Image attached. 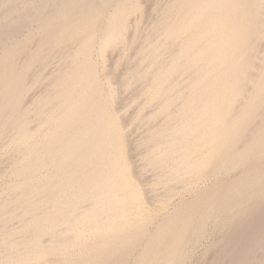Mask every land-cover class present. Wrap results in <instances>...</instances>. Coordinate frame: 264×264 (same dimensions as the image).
Here are the masks:
<instances>
[{"label":"bare ground","instance_id":"1","mask_svg":"<svg viewBox=\"0 0 264 264\" xmlns=\"http://www.w3.org/2000/svg\"><path fill=\"white\" fill-rule=\"evenodd\" d=\"M165 3L159 4L162 11L156 5L159 16L151 32L145 28L148 33L143 29L141 36L138 18L131 19L140 11L137 0L0 1V141L6 139L8 155L12 151L4 154L12 156L7 165L13 175L0 193V264H125L144 240L134 264H175L185 243L182 234L167 233L166 220L150 232L153 214L142 210L149 193L135 190V177L143 184L141 176L153 171L151 180L168 197L193 187L206 168L220 173L243 165L252 151L264 158V0ZM22 30L27 33L19 39ZM139 36L142 44L137 42L140 47L132 52L134 63L138 59L144 66H132L133 72L120 74L119 80L113 66L109 74L116 75L117 86L110 75L104 86L93 50L104 58L110 48L130 49ZM54 58L60 67L44 76ZM30 79L34 86L43 83L32 98L26 97ZM135 82L148 84L146 100L155 99L158 112L168 113L165 121L171 118L158 126L157 118L152 127L149 122L158 112L142 110L146 101L138 105L142 109L133 103L138 110L133 108L131 119L150 125L137 139V148L145 146L137 173L128 159L133 150L125 149L131 144L126 123L110 105L121 88L129 91ZM252 179L261 182L264 167L250 168L223 189L241 193ZM156 196L150 198L160 200ZM262 213L240 226L239 238L224 246L212 264H229L236 257L238 264H264V208ZM73 251L75 259L68 256Z\"/></svg>","mask_w":264,"mask_h":264},{"label":"rangeland","instance_id":"2","mask_svg":"<svg viewBox=\"0 0 264 264\" xmlns=\"http://www.w3.org/2000/svg\"><path fill=\"white\" fill-rule=\"evenodd\" d=\"M0 1H2V0H0ZM138 1V3H139V6H140V8H139V12L138 13H134V14H132L131 16H133V18L131 17V19L132 20H134V19H136V18H138L137 20H138V32H137V30H136V34L138 33V35H141V36H143V34L145 35V34H147L148 33V31H150L151 32V29H149L151 26H152V23L154 22V20L159 16L158 14L160 13V11L159 10H157V8L159 7V9L162 11V9L164 8V6H165V2H168V1H166V0H137ZM149 1V2H148ZM161 1V2H160ZM142 2V3H141ZM154 2V3H153ZM160 2V3H159ZM156 3V4H155ZM158 3V4H157ZM163 4L164 3V6L162 7L161 5H159V4ZM145 4V5H144ZM148 4V5H147ZM154 4H155V6H154ZM153 5V6H152ZM158 7H157V6ZM144 6V7H143ZM147 8H146V7ZM155 7V9H156V11L154 10V8H151V7ZM160 6H161V8H160ZM144 9H143V8ZM157 7V8H156ZM146 8V9H145ZM148 8L150 9V11L148 10ZM1 9V8H0ZM155 11H153V10ZM146 10H148V11H146ZM152 10V11H151ZM109 11H111V8H110V10ZM144 11H146V12H144ZM157 11H158V14H157ZM153 12V13H152ZM150 13H152L151 15H150ZM154 13H156V14H154ZM145 14V15H144ZM154 14V15H153ZM149 15V16H148ZM158 15V16H157ZM155 16V18H153ZM150 17V18H149ZM146 18V19H145ZM152 18V19H151ZM130 19V24H131V22H132V24H133V22L134 21H132ZM145 21H144V20ZM154 19V20H153ZM147 20V21H146ZM153 21V22H152ZM152 22V23H151ZM149 23V24H148ZM151 23V24H150ZM131 24V25H132ZM149 25V26H148ZM33 27H35V25H33ZM149 29L148 31L146 30V29ZM152 28V27H151ZM145 31H144V30ZM142 30H143V34H142ZM141 31V32H140ZM24 32V33H23ZM25 32L27 33V30H22L21 31V33H20V35H19V39H21V37L23 36V34H25ZM130 32H132V29L130 30ZM149 32V33H150ZM23 33V34H22ZM140 33V34H139ZM25 36V35H24ZM23 36V37H24ZM137 36V35H136ZM152 36H155L154 34L152 35ZM137 38V37H136ZM140 38V39H139ZM137 39H139V40H134L133 42H132V47H131V45H129L130 47V49H127L128 48V46H125V47H121V48H119V47H115V48H110L108 51H107V55L106 56H104V58H102V57H100V55L98 56V53H97V51H95V49L93 50V53L95 54H93L92 53V55H93V58H94V56L96 57V58H94L95 60H96V62H97V67H98V72H99V77H101V80L100 81H102V84L104 85V86H106L109 82V79H110V77H109V75L111 76L112 75V73L111 74H109L110 73V71H112V69L114 68L113 66H115V68H116V70H115V68H114V71H116V74H119V75H115V76H111V81H110V83L111 84H113V86H117V81L119 80L118 78H121L120 76L122 75H126L127 73H129V72H133V70H135L136 68H135V66H137V65H140V67H142L141 65H143L144 66V64H141L139 61H138V59H137V61H136V59H135V63H134V56L136 55L135 53H136V51L139 49L137 46H139L140 47V45L138 44L139 42H141L142 41V39H143V37H138ZM151 39H153V41H155V38L153 37H151ZM136 42V43H135ZM138 42V43H137ZM33 44V43H32ZM138 44V45H137ZM141 44H142V42H141ZM170 45H173L172 43H170ZM133 46H135V48L137 47L138 49L136 50L135 48L133 49ZM175 46V45H174ZM174 46H173V48H172V46H170V49L172 48V49H174ZM169 47V46H168ZM122 48H124V49H122ZM133 49V50H132ZM116 50H119V51H116ZM129 50H131V51H129ZM134 50H136L135 52H132V51H134ZM96 52V53H95ZM115 52V53H114ZM126 52V53H125ZM132 52V53H131ZM129 54V55H128ZM132 54V55H131ZM109 55V56H108ZM126 55H128V56H126ZM134 55V56H133ZM108 56V57H107ZM117 57V58H114V57ZM126 56V57H125ZM133 58H132V57ZM113 58V59H111V58ZM131 58V59H130ZM116 59V60H115ZM56 60V61H55ZM58 59H55L54 58V61H51V62H53V63H50L49 65L51 66L52 64V68L50 69V68H48V67H50L49 65H48V67H46V68H44L45 70H43L42 71V74L44 75V72L48 75L49 73L50 74H53V71H55L58 67H60V64H61V62L58 60ZM109 60V61H108ZM115 60V61H114ZM123 60H125L126 62H124ZM132 60H133V63L134 64H132ZM141 60V59H140ZM107 61V62H106ZM112 61V62H111ZM143 61V60H142ZM141 61V62H142ZM55 62H58V65H56L57 63H55ZM106 62V63H105ZM118 64V65H115L116 63ZM99 63V64H98ZM125 63V64H124ZM144 63H146V61H144ZM106 64H108V65H106ZM55 65V66H54ZM122 65V66H121ZM128 65V66H127ZM127 66V67H126ZM130 66V67H129ZM133 66V67H132ZM107 67V68H106ZM111 67V68H110ZM117 67H118V69H117ZM131 67H132V69L133 70H131ZM56 68V69H55ZM122 68V69H121ZM129 68H130V70H129ZM103 69V70H102ZM58 70V69H57ZM56 70V71H57ZM118 70V71H117ZM120 70V71H119ZM125 70H127L126 72H125ZM48 71H50V72H48ZM55 71V72H56ZM108 71V72H107ZM48 72V73H47ZM54 72V73H55ZM106 72V73H105ZM118 72V73H117ZM125 74H124V73ZM123 73V74H122ZM44 75V76H47V75ZM115 73H113V75H114ZM121 74V75H120ZM130 74V73H129ZM106 75H108V76H106ZM113 77H115L116 79H118V80H115V78H113ZM107 78V79H106ZM104 80V81H103ZM107 80V81H106ZM116 82H115V81ZM181 80V79H180ZM29 81H31L30 83H29V87H30V84L33 86H31L30 87V89H27V93H26V97H35V94H36V96L38 95L37 94V91L41 88L42 89V87H43V83L42 84H39V86H34V84L35 83H33L32 82V80L30 79ZM106 82H108V83H106ZM184 82V81H183ZM182 81H181V85L182 84H185V83H183ZM116 83V85H114ZM136 83V84H135ZM134 83V86H132L133 88H135V89H133V88H129L128 90L129 91H127V88H121V91L119 90V93L121 94V96L119 95V97H117L116 98V100L114 101V100H112L111 101V103H110V105H112V104H114V105H112V106H115V108H116V110H117V112L119 113V115L120 114H122L121 116L123 117V120L125 121V123H126V125H124L125 126V132L126 133H128L129 134V137H128V134H126V137H127V144H129V142L131 143V144H129L130 146H128V145H126L125 146V149H127V148H130V150L129 149H127V150H129L128 151V153L131 151V149L133 150L132 151V153L133 152H136V156H135V153H134V155L132 154V153H130L129 155H130V158L128 157V159H132V161L131 160H129V161H131L132 163H133V165H134V167L133 168H135V170H137L136 171V173L138 172V170L140 169V167L139 166H142L143 167V161H142V157H143V154H144V152H145V146H143V145H140V147L138 146V148L136 147V145H138L139 144V140H137V139H140V137H139V135H141V134H143V132L145 131V129L147 128V127H149L150 125L148 124V123H144V121H136L137 123H135V121L134 120H132L133 119V117H134V115H132V113L134 114L138 109H142V107H140V106H143L144 104H147L146 105V107H145V109H142V110H144L146 113H148V111L150 110V112L149 113H154L155 111L156 112H158V110L159 109H161V108H159L157 105H159V103H157L156 101H155V99L154 100H152V99H149V98H147V100H146V96H147V94L145 93L146 92V88H147V86H148V84H145V85H140L141 83H138V82H135ZM141 86H139V85ZM42 85V86H41ZM137 85V86H136ZM41 86V87H40ZM139 86V88H137L136 89V87H138ZM146 88H145V87ZM28 87V88H29ZM182 87H183V85H182ZM37 88H38V90H37ZM186 88V87H185ZM185 88H183V90H186ZM37 91H36V90ZM122 89H124V90H122ZM133 89V90H132ZM140 89H142V90H140ZM134 90H136L135 92H134ZM40 91V90H39ZM39 91H38V93H39ZM126 91V92H125ZM133 91V92H132ZM144 91V92H143ZM133 94H132V93ZM118 93V94H119ZM131 93V94H130ZM34 94V95H33ZM129 94V95H128ZM30 95V96H29ZM126 95H128L127 97H124V96H126ZM134 95V98L133 97H131V96H133ZM125 98H123V97ZM25 97V99L27 100V99H31V98H26ZM118 98H120V99H118ZM123 98V99H122ZM141 98V99H140ZM145 98V99H144ZM118 99V100H117ZM121 99L122 100H127L126 102L124 101V102H122L121 101ZM26 100H24V101H26ZM33 99H31V100H28V102H31ZM128 100H131V102L130 101H128ZM136 100V101H135ZM141 100L143 101V102H141ZM149 100V101H148ZM117 101H119V102H117ZM135 101V102H134ZM139 102V104H138V102ZM144 101H146L145 103H144ZM150 101H152V102H150ZM128 102L130 103V104H128ZM124 103V108H129L128 106H130V108L132 109H128V110H126V109H124V108H122L123 106H122V104ZM125 103L126 104H128V105H125ZM133 103H135V104H137V106L138 105H140V106H135ZM144 103V104H143ZM149 103V104H148ZM152 103V104H151ZM133 104V105H132ZM141 104H143V105H141ZM153 105V106H152ZM155 105V106H154ZM119 106V107H118ZM121 106V107H120ZM127 106V107H126ZM148 106V107H147ZM138 109H137V108ZM150 107V108H149ZM120 110H119V109ZM122 108V109H121ZM136 110H134V109ZM146 108H149V110L147 109L146 110ZM156 108V109H155ZM125 111H127V112H125ZM153 109V110H152ZM155 109V110H154ZM135 112H134V111ZM143 111V112H144ZM131 112V113H130ZM156 112L154 113V114H156ZM163 111H161V112H158L157 113V116L154 118V120L153 121H151V122H149L150 124H151V126L152 127H155L156 126V124H155V120L157 119V118H159V119H157L156 120V123H157V126L159 125V124H161V122L162 123H164V122H170V121H168L169 119H171L170 118V116L169 115H167V121H165L166 120V115H165V113L167 112H164V113H162ZM161 113V114H160ZM126 114V115H125ZM127 114H128V116H130V117H128V118H130L131 119V117H132V123L130 122V119L128 120L127 119ZM130 114V115H129ZM166 114H168V113H166ZM161 115V116H160ZM168 117H169V119H168ZM158 121V122H157ZM139 122V123H138ZM154 122V123H153ZM144 123V124H143ZM135 124H137V126L135 125ZM146 124H147V126H146ZM154 124V125H153ZM133 125V126H132ZM139 125V126H138ZM143 125V126H142ZM136 126V127H135ZM141 126V127H140ZM135 127V128H134ZM133 128V129H132ZM139 128V129H138ZM137 129V130H136ZM132 130V131H131ZM138 130H139V132H138ZM143 130V131H142ZM141 131V132H140ZM2 132V130H0V133ZM139 133H141V134H139ZM138 134V135H137ZM1 135V134H0ZM131 135V136H130ZM135 135V136H134ZM137 140V142L135 143V141L134 140ZM4 139H2V141H0L1 143H0V145H1V147L3 148V146H4V144L5 143H3L4 141H3ZM264 140V139H263ZM6 142V141H5ZM3 143V144H2ZM133 144V145H132ZM132 145V146H131ZM4 147H6V148H4V149H0V154H4V153H6L7 154V156L9 157V155H11L12 154V151H11V153L8 155V153L7 152H10V150L8 149V147L5 145ZM127 147V148H126ZM133 147V148H132ZM142 148H144V149H142ZM134 149H136V151L134 150ZM5 150V151H4ZM126 150V151H127ZM142 150V151H141ZM7 151V152H6ZM138 153V154H137ZM131 154H132V157H131ZM256 152L255 151H252V152H250L247 156H248V160H247V162L245 163V164H243V165H240V166H235V167H233V166H231V167H229L227 170H225L224 172H218L217 173V171H214V170H211L212 168L211 167H209V168H206V170L204 171V177L203 178H201V179H197V180H195L194 182H193V187H191V188H186V189H178V190H174V192H172L173 194L172 195H169L168 197L166 196H162L161 195V193L163 192V188H160L159 186L160 185H158V187H157V185L155 186L154 185V183H155V181H153V179L155 178V176H154V172L153 171H149V169L147 170L148 172H146V170L144 169V170H140V171H142V172H140L139 171V173L141 174H143V171H145L146 172V174L144 173V175L143 176H141V179H142V181L144 180V182H143V184H140L136 179H137V177H135L134 179L135 180H133V186H134V188H135V190H137V191H140V192H142L143 191V188H144V190H145V192H147V193H149V194H147L148 195V197L150 198V196H152L151 198H157V193H158V198L161 200V201H163V205L161 204V201L160 200H157V201H154L153 199H151L150 198V200L148 201V199H147V201L149 202V204H146V203H148L146 200H144L143 202H142V210L144 211V212H146V213H149V214H151V212H152V216H153V218H151L150 220V222H149V230H150V232H152L153 233V231L154 230H156L158 227H159V225L160 224H163L164 222H169L170 223V225H168V228L167 229H169V231L167 232V233H170V235H171V233H172V235H179V234H182L181 236H182V240L183 241H185V243L182 245V247H181V250H180V253H179V256H178V259H176V262H175V264H212V260L213 259H215L216 257H218L220 254H221V252H222V249L224 248V246H226L227 244H229V243H233L235 240H237L238 238H239V236L238 235H240V229H242L243 228V225H246V224H248V223H251V222H253V221H255L257 218L259 219L260 218V216H261V214H263L262 213V209L264 208L263 206H264V179H262L261 180V182H259V181H256V180H254V179H252L251 180V183H250V185L245 189V190H243L241 193H235L234 192V194H232V193H230V194H228V193H226L225 192V190L223 189L224 188V186L226 185V184H230V183H232V182H234L238 177H240V175H242L244 172H246L247 170H249L250 168H252V167H264V158H257L256 157ZM5 155V154H4ZM4 155H2V157L4 156ZM128 155V156H129ZM6 155L3 157V158H1V160L2 159H5L6 157H7ZM135 156V157H134ZM141 156V159L139 158ZM6 158V161L4 160H2L3 162H1L0 161V167H4V168H2L3 170H6V168H7V170L6 171H4V173L5 172H7V173H5V175H3L4 173H2L3 172V170L1 171V168H0V173H2L1 175H2V177H0V193H2V192H5L4 190H6V184H8L9 183V181H11L12 179H13V175H12V173L10 172V170L8 169V167L10 166V164H8V161H10V158L12 159V156L10 157V158ZM253 157V158H252ZM135 158V159H134ZM135 160V161H134ZM142 161V162H141ZM249 161V162H248ZM1 163H2V165L4 164V166H2L1 165ZM135 163V164H134ZM139 163V164H138ZM7 165V167H6V165ZM142 164V165H141ZM139 167V169H138V167ZM245 166V167H244ZM141 167V168H142ZM143 169V168H142ZM211 171H212V173H211ZM215 172V173H214ZM10 173V174H9ZM141 174V175H142ZM149 174V175H148ZM150 174H153L152 176L150 175ZM0 175V176H1ZM138 175V174H137ZM218 175V176H217ZM139 176V175H138ZM148 176V177H147ZM207 176V177H206ZM221 176V177H220ZM224 177V178H223ZM237 177V178H236ZM139 178V177H138ZM151 178H153L152 180H151ZM207 178V179H206ZM150 179V180H149ZM139 181H141L140 179H138ZM155 180V179H154ZM199 180V181H198ZM233 180V181H232ZM138 183H137V182ZM142 181H141V183H142ZM147 181V182H146ZM151 181V182H150ZM135 182V183H134ZM146 182V183H145ZM210 182V183H209ZM148 183V184H147ZM223 183V184H222ZM139 184V185H138ZM214 184V185H213ZM252 184H254V186L252 185ZM140 186V187H139ZM152 189H151V188ZM158 188V189H156V188ZM195 187V188H194ZM257 187H258V189H257ZM140 188V189H139ZM145 188H147V189H145ZM155 188V190L156 191H154L153 189ZM261 188V189H260ZM214 189V190H213ZM216 189V190H215ZM147 190V191H146ZM150 190V191H149ZM152 190V191H151ZM249 190V191H248ZM257 190V191H256ZM149 191V192H148ZM224 191V192H223ZM256 191V192H255ZM254 192V193H253ZM143 193V192H142ZM153 193H155L156 195L154 196V195H152ZM212 193H213V195H212ZM224 193V194H223ZM243 193V194H242ZM3 194V193H2ZM161 196H160V195ZM256 194V195H255ZM146 195V194H145ZM210 195H212V196H210ZM210 196V197H209ZM217 196V197H216ZM220 196V197H219ZM224 196V197H223ZM242 196H243V198H242ZM248 196H249V198L250 197H252L251 199H249L248 198ZM256 196H258V197H256ZM230 197V198H229ZM196 199V200H195ZM201 199V200H200ZM215 199H217V201L215 200ZM223 199V200H222ZM245 199V200H244ZM151 200H153L152 202H150ZM167 200H169L168 202H167ZM243 200V201H242ZM249 200H250V202H249ZM146 201V202H145ZM159 201V202H158ZM214 201V202H213ZM221 201V202H220ZM237 201H239V202H237ZM253 201V202H252ZM213 202V203H212ZM217 202V203H216ZM219 202V203H218ZM223 202V203H222ZM231 202V203H230ZM151 203V204H150ZM159 203V204H158ZM227 203H229V204H227ZM233 203L235 204V205H233ZM160 204H161V206H160ZM204 204V205H203ZM146 205V206H145ZM185 207H184V206ZM210 205V206H209ZM212 205V206H211ZM221 205V206H220ZM244 205V206H243ZM156 206V207H155ZM178 206V207H177ZM217 206V207H216ZM227 206V207H226ZM190 207V208H189ZM195 207V208H194ZM238 207V208H237ZM155 208V209H154ZM254 208V209H253ZM223 209V210H222ZM166 210V211H165ZM193 210V211H192ZM224 210H226V211H224ZM176 211L178 212V213H176ZM224 211V212H223ZM228 211H229V213H228ZM189 212V213H188ZM200 212V213H199ZM238 212V213H237ZM258 212H259V214H258ZM166 213V214H165ZM175 213V214H174ZM203 213V214H202ZM209 213V214H208ZM212 213V214H211ZM227 213V214H226ZM157 214V215H156ZM198 214V215H197ZM205 214V215H204ZM207 214H208V216H207ZM174 215V216H173ZM226 215V216H225ZM155 216V217H154ZM205 216V217H204ZM211 217V218H210ZM156 218V219H155ZM178 218V219H177ZM205 218V219H204ZM17 219V218H16ZM15 219V220H16ZM174 219V220H173ZM228 219V220H227ZM15 220H13V221H15ZM166 220V221H165ZM197 220V221H196ZM224 220V221H223ZM244 221H245V224H244ZM158 222V223H157ZM186 224V225H185ZM198 224V225H197ZM207 224V225H206ZM172 225H174V226H172ZM183 225V226H182ZM203 225H205V226H203ZM223 225V226H222ZM225 225V226H224ZM262 225V226H261ZM176 226V227H175ZM201 226V227H200ZM240 226L242 227V228H240ZM260 226L261 227H263L264 226V221H262V222H260ZM173 227V228H172ZM184 227V228H183ZM224 227V228H223ZM183 228V229H182ZM196 228V229H195ZM201 228V230L199 231V229ZM238 228V229H237ZM186 229V230H185ZM180 230V231H179ZM244 230V229H243ZM182 231V232H181ZM196 231V232H195ZM199 231V232H198ZM237 231V232H236ZM185 232V233H184ZM245 234H246V231L244 230L243 231V236H245ZM233 235H234V237H233ZM237 235V236H236ZM167 237V236H166ZM165 237V238H166ZM196 237H198V238H196ZM192 238V239H191ZM200 238V239H199ZM232 239H233V241H232ZM240 239H241V237H240ZM188 240V241H187ZM195 240H197V241H195ZM199 240V241H198ZM83 241V240H82ZM143 242H144V244H143ZM195 242V243H194ZM225 243V244H224ZM142 246V247H141ZM144 246H145V240L144 241H142L141 242V244H140V246L138 245L131 253H132V255L130 254L128 257H127V259H126V263L125 264H134V263H136L137 262V258H138V255L142 252V250H143V248H144ZM138 248V249H137ZM183 248V249H182ZM220 249V250H219ZM217 250V251H216ZM220 251V252H219ZM184 252V253H183ZM218 252V253H217ZM72 254H70V252H69V254H68V256L69 257H71V258H73V259H75V258H77V253L75 254V252L73 251V252H71ZM76 256V257H75ZM133 258V259H132ZM181 259V260H180ZM232 261H234V262H232ZM237 261V262H236ZM238 263H240V261H239V257L237 258H234V259H232L231 261H230V263L229 264H238Z\"/></svg>","mask_w":264,"mask_h":264}]
</instances>
